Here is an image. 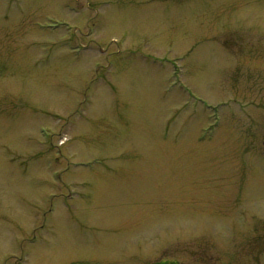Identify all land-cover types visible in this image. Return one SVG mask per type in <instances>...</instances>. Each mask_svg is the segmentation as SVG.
I'll return each mask as SVG.
<instances>
[{
  "label": "rangeland",
  "instance_id": "1",
  "mask_svg": "<svg viewBox=\"0 0 264 264\" xmlns=\"http://www.w3.org/2000/svg\"><path fill=\"white\" fill-rule=\"evenodd\" d=\"M261 236L264 0H0V264H245Z\"/></svg>",
  "mask_w": 264,
  "mask_h": 264
},
{
  "label": "flooded vegetation",
  "instance_id": "2",
  "mask_svg": "<svg viewBox=\"0 0 264 264\" xmlns=\"http://www.w3.org/2000/svg\"><path fill=\"white\" fill-rule=\"evenodd\" d=\"M261 239H262V241H264V236L263 237L261 236ZM241 243L235 242V247H237ZM261 254H262L261 256L258 255V256L249 257V261L245 264H264V249H262ZM227 258H228V252H225V258H224V262H222V264H230L229 262L226 261ZM171 264H174V263H171Z\"/></svg>",
  "mask_w": 264,
  "mask_h": 264
}]
</instances>
